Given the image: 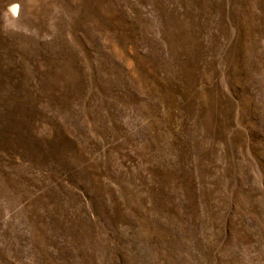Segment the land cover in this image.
Returning <instances> with one entry per match:
<instances>
[{
	"label": "rangeland",
	"instance_id": "374dc122",
	"mask_svg": "<svg viewBox=\"0 0 264 264\" xmlns=\"http://www.w3.org/2000/svg\"><path fill=\"white\" fill-rule=\"evenodd\" d=\"M0 264H264V0H0Z\"/></svg>",
	"mask_w": 264,
	"mask_h": 264
},
{
	"label": "bare ground",
	"instance_id": "6f19581e",
	"mask_svg": "<svg viewBox=\"0 0 264 264\" xmlns=\"http://www.w3.org/2000/svg\"><path fill=\"white\" fill-rule=\"evenodd\" d=\"M10 11L12 12V13H16L17 12V6L15 5V4H12L11 6H10ZM175 13V12H174ZM173 13V14H174ZM168 14V13H167ZM172 14V13H171ZM170 14V15H171ZM175 15V14H174ZM171 19V18H170ZM162 20V19H161ZM176 21V20H175ZM188 22V21H187ZM170 27V26H169ZM177 33V31L175 32V34ZM176 36V35H175ZM200 45V44H199ZM199 48V47H198ZM179 53V52H178ZM157 95V94H156Z\"/></svg>",
	"mask_w": 264,
	"mask_h": 264
}]
</instances>
